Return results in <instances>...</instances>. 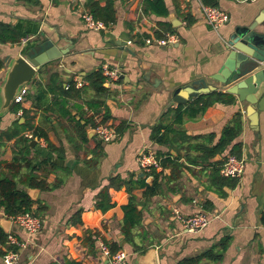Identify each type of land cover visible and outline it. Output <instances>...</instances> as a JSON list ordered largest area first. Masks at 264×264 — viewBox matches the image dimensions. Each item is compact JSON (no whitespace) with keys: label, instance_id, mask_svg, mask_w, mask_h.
Returning <instances> with one entry per match:
<instances>
[{"label":"crops","instance_id":"0c3cea01","mask_svg":"<svg viewBox=\"0 0 264 264\" xmlns=\"http://www.w3.org/2000/svg\"><path fill=\"white\" fill-rule=\"evenodd\" d=\"M89 1L0 0L1 23L13 25L19 19H29L39 24L38 33L20 43H0V84L6 64L24 55L28 42L48 39L59 48L71 47L61 58L39 67L25 86L27 92L20 103L34 115L31 123L47 136L29 139L36 140L29 157L38 152L39 158L52 160L57 168L47 173V182L61 183L45 191L26 189L34 201L31 211L43 220L35 234L20 229L0 210L3 231L27 243L19 247L16 260L10 264H110L99 250L97 237L111 253H127L123 264H180L204 251H219L226 237L228 243L219 260L202 258L196 264H264V111H259L257 123L252 125L244 106L232 94L233 103L211 104L202 115L187 118L182 124H172L169 112L179 105L172 101L173 91L179 87L216 85L215 92H224L210 76L225 57L229 35L236 26L256 17L264 9V0H164L168 9L165 17L146 10L143 0H113L115 20L101 31L84 25L82 13L88 11ZM201 4L222 8L228 21L213 29L204 21ZM161 21L168 25L160 26ZM169 31L177 35V41L166 46L152 42ZM104 64L117 68L120 74L109 83L104 79L107 92L94 111L88 103L97 96L86 75ZM76 78L82 80V86L75 87ZM69 83L80 91L64 96V109L75 119L94 115L96 125L84 128L87 138L98 141L89 129L99 123L114 131L112 140L101 143L100 151L93 150V141H83L68 116L61 117L57 111L44 113L45 103L34 106L40 91L53 89L59 94V85ZM46 98L51 102L54 95L49 92ZM195 98L190 95L187 103ZM237 112L242 114V129L232 144L240 143L244 171L240 177L228 178L236 180L233 186L216 184L219 178L212 172L213 162L234 154L228 153V147L206 160L200 147L218 141ZM15 121H25L22 112L9 109L0 115V162L13 157L17 136L9 137L7 132ZM158 122L171 124L173 131L167 140L152 138V127ZM145 151L170 161L155 169L158 189L148 197L144 191L154 178L143 177L137 163L138 155ZM3 171L7 173L5 168ZM102 192L112 204L106 210L97 206ZM130 195L137 201L141 219L127 238L121 227L123 206ZM174 209L182 215L207 212L213 219L197 232H185L174 217ZM8 246L0 245V264H7L4 256Z\"/></svg>","mask_w":264,"mask_h":264},{"label":"trees","instance_id":"16d2710c","mask_svg":"<svg viewBox=\"0 0 264 264\" xmlns=\"http://www.w3.org/2000/svg\"><path fill=\"white\" fill-rule=\"evenodd\" d=\"M27 2H36V0H23ZM144 7L146 10L150 11L156 16L165 17L168 14V9L166 7L164 0H143ZM88 11L93 15L95 19L103 21L104 24L108 25L109 23L114 22L115 20V10L113 7V0H91L87 4ZM185 20H186V16ZM189 22V21H188ZM160 26H167V22H159ZM39 31V24L36 21L29 19H19L15 24H4L0 22V43H20L22 38H28L30 35H34ZM170 34H174L173 31H169ZM162 36L161 38H164ZM34 42V41H33ZM32 41L28 42L24 47V52L33 44ZM2 61L0 60V67H2ZM58 75H54V80L57 81ZM86 79L89 82V85L94 89L95 95L97 96L92 102H89L88 105L94 111L102 105L103 101L100 100L102 96L107 92V88L104 87L105 77L102 74V69L97 71L90 72L86 75ZM58 88V85L56 86ZM53 89H47V91H40L36 97L35 107L45 103L46 107L43 109L44 113H57L61 116H68L71 121L76 125L75 132L82 137L83 141L89 142L90 140L94 142V149L101 150V141L94 140L95 137H92L90 140L86 136L85 126L91 125L95 126L96 124L92 121L94 115L83 116L80 119H75L73 115L69 113L68 110H65V99L64 96L70 94L78 95L79 89H75L73 83L68 84V88L62 87L59 85L58 92L56 94L53 92ZM52 93L54 99L49 102L47 101V93ZM234 97L232 94L227 92H209L204 94H198L195 99L187 104H179L176 108L170 109L169 112L173 114L172 124H182L185 119H195L198 116L202 115L205 109L211 104L215 103H233ZM9 109L14 111H22L25 121L19 123L15 121L12 128L9 129L7 135L17 136L15 149L13 150V157L10 161H1L0 162V210L3 211V214L6 217L14 216L18 213H23L31 211L32 204L34 201L29 196L26 191L27 188H37L39 190L45 191L50 190L59 186L61 182L48 183L47 182V173L53 171L57 168V165L47 157L39 158L38 152H35L34 157H29L30 151L34 150L30 145L29 139H27L24 134L30 132L33 138H44L47 139L46 132L41 129V127L35 126L31 123L34 115H30V109H25L21 106L20 103H12ZM81 119L85 120V124L81 123ZM119 127L116 126L118 131ZM242 129V114L237 112L234 117L226 124L222 130L221 136L213 145L207 146L204 145L200 147V151L203 153V158L208 160L216 153H222L225 149L229 147V154H234L237 157H240L239 148L240 143H233L232 141L240 134ZM173 131V128L170 125H163L157 123L152 127V138L156 140L164 141L168 139L169 133ZM51 143L48 142V147ZM53 149V148H52ZM156 157L159 159L161 165L165 166L170 163L169 158L164 159L160 154L155 153ZM222 163L221 161L213 162L212 172L219 179H216V184H225L228 186H233L236 183L235 179L229 180L226 177H223L219 174V168ZM175 167H179L178 163H175ZM3 168L7 170V173L3 171ZM25 168V172L21 170ZM40 172L41 174L37 173ZM18 180L15 179L18 176ZM144 175H153L154 181L152 185H146L144 191V197H148L154 194L158 185L156 184L157 174L155 169H151L148 173H143ZM101 197V198H100ZM98 199L97 206L102 210H106L112 206L108 200V196L105 192L101 193V196ZM38 209H40L38 207ZM123 221H122V232L126 235L127 238L130 237L131 231L140 223L141 213L137 209V201L130 195L128 203L123 206ZM8 235L5 233L0 226V245H7ZM228 243V238H224L219 245V251L213 249L204 251L197 257L193 258H184L180 264H196L202 258H208L210 260H219L221 257V252L225 249ZM9 250L18 251V247L15 245H9ZM112 252H115V248H111ZM73 264V263H72Z\"/></svg>","mask_w":264,"mask_h":264},{"label":"water","instance_id":"95a60500","mask_svg":"<svg viewBox=\"0 0 264 264\" xmlns=\"http://www.w3.org/2000/svg\"><path fill=\"white\" fill-rule=\"evenodd\" d=\"M71 47L59 48L48 39L34 41L24 52L6 65L5 77L0 84V115L9 110L14 96L26 86L39 67L61 58ZM225 57L210 78L229 94L236 95L239 105L252 125H256L259 111H264V9L251 21L234 28L224 44ZM198 83V82H197ZM216 85L185 86L173 91L172 101L188 102L190 95L209 93ZM94 134V129H89ZM36 140H32L33 146Z\"/></svg>","mask_w":264,"mask_h":264},{"label":"built area","instance_id":"2783aa9c","mask_svg":"<svg viewBox=\"0 0 264 264\" xmlns=\"http://www.w3.org/2000/svg\"><path fill=\"white\" fill-rule=\"evenodd\" d=\"M201 12L204 21L208 23L213 29L219 28L228 21L227 12L218 6L201 4ZM82 19L87 29L101 31L106 28V25L103 23V21L95 19L89 11L82 13ZM24 41H26V39H23V42ZM151 41V39H146L147 43H151ZM175 41H177V35L175 33H168L164 38H158L152 42L157 46H166L168 44L174 43ZM102 74L105 77L107 83H109L113 80H117L120 73L117 68H111L104 64L102 65ZM80 86H82V80L76 78L75 87ZM65 88H68L67 84L65 85ZM26 92V87H21L19 92L14 96L13 102L21 103ZM21 112L22 111L19 110V114ZM94 132L97 139L101 142H108L112 140L115 135L112 128L101 123L97 124V126L94 128ZM24 135L27 137V139H33L31 133H25ZM137 163L140 169L145 173H148L153 168H161L159 159L156 157L155 153L151 151L141 152L137 157ZM244 164V159L242 157L227 155L220 165L219 174L226 178L240 177L244 171ZM173 214L174 217L182 224L183 231L190 233L197 232L205 228L213 219V216L207 212H197L190 215H182L177 209H174ZM8 218L13 224L28 234H35L39 232L42 227L43 220L41 216L36 215L32 211L18 213ZM97 239L100 252L109 259L110 264L124 263L127 257V253L124 250H118L115 253H111L109 246L103 242L101 238L97 237ZM7 244L15 245L18 248H24L27 245L26 241L18 242L13 239L12 236H8ZM16 258L17 252L13 250H8L4 256L5 263L7 264L14 262Z\"/></svg>","mask_w":264,"mask_h":264}]
</instances>
